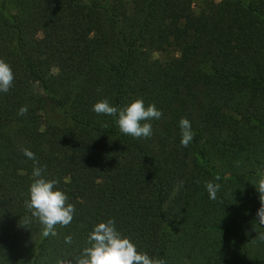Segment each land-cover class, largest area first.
<instances>
[{
    "label": "trees",
    "instance_id": "obj_1",
    "mask_svg": "<svg viewBox=\"0 0 264 264\" xmlns=\"http://www.w3.org/2000/svg\"><path fill=\"white\" fill-rule=\"evenodd\" d=\"M0 59L14 74L0 93V264L73 259L109 219L166 264H264V0H203L197 13L192 0H0ZM103 99L163 117L136 139L93 111ZM24 148L75 207L56 236L25 206Z\"/></svg>",
    "mask_w": 264,
    "mask_h": 264
},
{
    "label": "clouds",
    "instance_id": "obj_2",
    "mask_svg": "<svg viewBox=\"0 0 264 264\" xmlns=\"http://www.w3.org/2000/svg\"><path fill=\"white\" fill-rule=\"evenodd\" d=\"M14 74L9 64L0 59V93H8L13 86ZM98 92L101 89H97ZM97 115H106L113 118L118 117L120 131L133 138H150L153 135V127L150 121L159 120L163 112L158 110L155 104L145 107L142 99L133 101L130 105L119 108L113 106L108 99L98 101L93 106ZM28 108L23 106L19 109L18 115H27ZM181 130V146L188 147L192 142L195 133L192 130L191 122L187 118H181L179 122ZM24 155L33 160L34 182L30 186V199L25 201L26 208L31 212L32 217L38 219L43 225V236H56V226L67 227L74 218L75 207L68 203L67 195L55 190L58 180H47L43 178L44 168L39 167V161L35 154L23 149ZM219 179V178H217ZM183 182H181L182 186ZM259 193L261 207L258 210V224L264 226V178L258 181L256 186ZM206 189L209 198L215 200L220 185L207 182ZM27 222V218H25ZM22 226V225H21ZM65 243L71 244L72 237H65ZM88 247L73 259L60 260L58 264H166V261L159 258H152L147 253H141L136 245L128 238H122L116 230L114 219L106 223H99L89 234Z\"/></svg>",
    "mask_w": 264,
    "mask_h": 264
},
{
    "label": "rangeland",
    "instance_id": "obj_3",
    "mask_svg": "<svg viewBox=\"0 0 264 264\" xmlns=\"http://www.w3.org/2000/svg\"><path fill=\"white\" fill-rule=\"evenodd\" d=\"M203 0H192V9L195 13H197L202 5ZM154 58H162L163 56L161 54H154ZM50 72L55 73L54 70H51ZM46 120L53 124L58 125H66L69 123L68 119L65 117V115L62 113V111L59 110H48L47 114L45 115Z\"/></svg>",
    "mask_w": 264,
    "mask_h": 264
}]
</instances>
